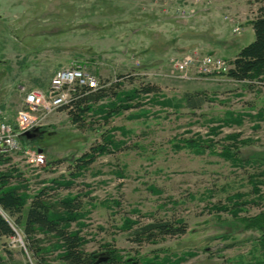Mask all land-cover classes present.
<instances>
[{"label": "rangeland", "instance_id": "374dc122", "mask_svg": "<svg viewBox=\"0 0 264 264\" xmlns=\"http://www.w3.org/2000/svg\"><path fill=\"white\" fill-rule=\"evenodd\" d=\"M158 1L0 0L4 118L22 108L28 89L48 88L54 72L73 63L99 87L114 85L90 102L82 128L67 110L48 114L0 161V172L18 177L30 197L47 188L80 200L84 248L99 260L114 248L129 264H264V86L179 72L172 63L195 52L228 63L253 41L246 20L264 0H188L194 7L183 15L170 4L163 12ZM229 2L241 8H217ZM152 9L173 19H150ZM168 24L174 28H160ZM148 86L156 91L145 93ZM96 146L103 150L83 167L80 158ZM38 150L41 166L30 159ZM153 220L187 231L134 242L133 229ZM8 240L0 238V264H34Z\"/></svg>", "mask_w": 264, "mask_h": 264}, {"label": "trees", "instance_id": "16d2710c", "mask_svg": "<svg viewBox=\"0 0 264 264\" xmlns=\"http://www.w3.org/2000/svg\"><path fill=\"white\" fill-rule=\"evenodd\" d=\"M249 23L254 32L253 41L234 55L228 62L229 69L223 74L236 83L246 85L248 89H254L264 86V6L256 9ZM113 87L111 84L86 93L80 92L71 101L70 107L65 109L70 121L79 128L84 127V115L91 108L90 102L110 95ZM154 91V86L144 89L145 93ZM189 106L199 107V103L191 102ZM95 149L99 152L103 147L96 146L91 152L83 154L79 160L83 167L94 159ZM6 158L1 156L0 161ZM12 178L11 174L0 172V210L9 219L0 213V238L9 239L15 235L14 228H20L34 264H129L114 248H107L109 254L102 260L85 250L87 240L78 223V212L82 207L80 200L56 198L49 194L47 188L40 189L30 197L27 185L21 184L18 177L15 178L16 182ZM186 231V225L181 222L153 220L133 229L132 240L138 244L155 243L163 237L182 235ZM133 264L157 263L135 261Z\"/></svg>", "mask_w": 264, "mask_h": 264}, {"label": "built area", "instance_id": "2783aa9c", "mask_svg": "<svg viewBox=\"0 0 264 264\" xmlns=\"http://www.w3.org/2000/svg\"><path fill=\"white\" fill-rule=\"evenodd\" d=\"M188 0H161L163 10L167 11V4L175 7V13L185 14ZM210 2V0H205ZM239 28L236 27V31ZM179 72H188L192 69L208 74L212 72L224 73L229 69V64L224 58L211 54L189 53L172 62ZM97 78L86 71L80 63H73L66 68L54 72L49 86L46 89L39 87L28 89L23 96V106L16 111L11 119L4 118L0 112V157H7L19 148L21 138L27 137L25 133H32L38 129L46 116L58 110L70 107L71 101L84 93L98 89ZM100 88V87H99ZM30 159L35 165L45 164V156L42 152L30 154ZM15 235L10 237L9 243L19 242V246L28 254L21 232L15 229Z\"/></svg>", "mask_w": 264, "mask_h": 264}, {"label": "crops", "instance_id": "0c3cea01", "mask_svg": "<svg viewBox=\"0 0 264 264\" xmlns=\"http://www.w3.org/2000/svg\"><path fill=\"white\" fill-rule=\"evenodd\" d=\"M153 1L154 0H148V2L149 3H152V5H155V4H153ZM222 1V0H221ZM210 2H212V0H210ZM158 3V2H157ZM191 4H187L186 5V9H190L189 11H191L192 12V10H193V7H194V3L191 1L190 2ZM233 3L232 2H229V3H221V4H219L218 6H217V8L220 10V11H222L223 9H227V10H230V11H232V10H237L236 8H241V5H235V6H233L232 5ZM151 5V6H152ZM157 5H159V3L157 4ZM160 9H162V11L163 12H165L163 9L164 8H160ZM174 8H168L167 7V13L169 12V11H171V10H173ZM254 9V8H253ZM147 10V9H146ZM153 10V9H152ZM152 10H150L149 12H151ZM161 11V10H160ZM157 12L156 13V11H152L151 13H150V15L148 16L150 19H156V21H158V22H163L164 20H168L167 22H169V21H171L173 18H171V17H173V16H171L172 14H163V13H161V12ZM256 11V10H255ZM185 12H186V10H185ZM156 14V15H155ZM185 14H187V12L185 13ZM153 15H155V16H153ZM169 15H170V17H169ZM254 15V13L252 14V16ZM152 16V17H151ZM252 16H250L249 18H247V23L251 26V24L249 23V21L252 19ZM168 18V19H167ZM170 18V19H169ZM242 18H244L245 19V16L244 17H242ZM235 19H237V18H235ZM160 28H166V29H170V28H174V26H172L171 24H168V25H165V26H161ZM144 53H146V52H144ZM236 54V53H235ZM234 58V56L231 58V60ZM229 79V78H228Z\"/></svg>", "mask_w": 264, "mask_h": 264}, {"label": "water", "instance_id": "95a60500", "mask_svg": "<svg viewBox=\"0 0 264 264\" xmlns=\"http://www.w3.org/2000/svg\"><path fill=\"white\" fill-rule=\"evenodd\" d=\"M24 135H25V136H29V135H30V133H28V132H27V133H25Z\"/></svg>", "mask_w": 264, "mask_h": 264}]
</instances>
